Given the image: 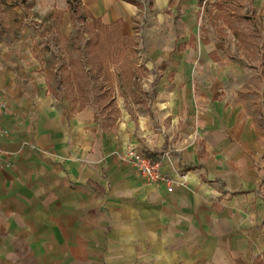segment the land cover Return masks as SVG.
I'll use <instances>...</instances> for the list:
<instances>
[{
    "label": "crops",
    "instance_id": "1",
    "mask_svg": "<svg viewBox=\"0 0 264 264\" xmlns=\"http://www.w3.org/2000/svg\"><path fill=\"white\" fill-rule=\"evenodd\" d=\"M81 1L102 23H113L109 31L133 36L119 37V53L90 71L105 78L97 92L107 88L109 103L106 95L89 94L77 109L62 92L55 97L46 89L47 64L28 48L0 49L4 264H252L264 247V20L253 19L264 12V0H237L239 8H218L214 0L207 8L197 0H148L147 8ZM31 6L32 18L62 10L55 27L53 20L59 35L74 28L65 0ZM140 12L151 13L157 31L146 40L149 27L140 28L142 68L154 76L153 129L132 127L116 102L125 96L126 65L134 72L129 82L140 71L138 62H117L124 46L136 43ZM69 55L62 57L75 68ZM100 101L98 118L107 126L114 121L112 128L97 126L88 104ZM103 107L112 118H101ZM127 146L153 156L172 189L146 182L130 164L133 174L122 180ZM100 220L110 228H94Z\"/></svg>",
    "mask_w": 264,
    "mask_h": 264
},
{
    "label": "rangeland",
    "instance_id": "2",
    "mask_svg": "<svg viewBox=\"0 0 264 264\" xmlns=\"http://www.w3.org/2000/svg\"><path fill=\"white\" fill-rule=\"evenodd\" d=\"M11 0H7V3H0V40L3 42L0 44V49H6L7 52L10 53H18V54H27L26 49L28 48L31 54H34L36 56L37 60H41L39 64L42 65H54L56 63L57 57L60 58L65 55L68 56L70 60L72 59V64L79 66V62L76 60L79 56L78 52L83 51L85 49V40L88 38L89 32L87 29H84L79 23H77L78 29L72 28L71 31L67 34L68 38L63 39L62 37L59 36L58 30H56L53 27V17H52V12H48L44 14L43 16H39L38 18H32V14L30 13V9L27 8H32L26 7L27 2H31L33 0H25L24 2H20L19 4H16L14 6H10L8 3ZM139 1V0H138ZM1 2V0H0ZM140 7L141 8H147L148 6V0H140ZM214 2L218 5V8H239L241 5L237 3V0H214ZM209 3L208 0H205L204 5L202 8H207V4ZM201 7V2L199 3ZM8 8H12L18 18V22H13L11 21V15L8 13ZM246 8H254V7H246ZM262 8V7H261ZM143 14V15H142ZM148 13L147 12H140V15L138 19L135 22V25L137 27V38H136V43L133 46L127 47L124 46L125 49L121 50L120 54L117 57V62H138L140 63L139 66H137L140 71L136 73L134 79H130L127 77V74L124 73L122 76V81H123V90L125 92L124 99L122 97H116V102L117 105L120 108H122L126 113L127 117L130 120L131 126L134 128H138L139 126H144L146 128H151L153 129L156 127L154 122L152 120H148L149 116L151 115L150 109H149V101L152 97V78L153 72H151V69H143L145 62V57H144V51L142 47V33H143V28L146 26L149 27L148 29L145 28L146 34L144 35L146 40L152 39L157 31H153L152 29V24H153V18H151V13H149V17H147ZM177 16H178V11L177 13L173 16V26H174V32H177ZM254 16V15H253ZM260 18H253L258 22L259 20H264V12L261 13ZM147 17V18H146ZM44 21V22H43ZM141 21V22H140ZM259 23V22H258ZM142 28V30H140ZM111 29L112 31L115 30ZM151 30V32H150ZM250 31H252V35L255 34L258 29L256 27H251ZM262 33H264V30H262ZM75 34V37L72 38L71 35ZM23 36V39L25 40H20V37ZM26 43L27 46H25L22 43ZM26 47V49L24 48ZM88 64L84 62V66ZM115 65V64H114ZM112 65V66H114ZM147 66V65H146ZM75 67V68H76ZM123 70V69H122ZM129 82V83H128ZM128 83V84H127ZM130 84V86H129ZM94 103V104H93ZM92 104H88L92 107L94 115L96 117V122L97 126L100 128H112L113 123L109 126L104 125L105 122H109L106 118H112L111 116L114 114V111L111 109L109 110L108 108L103 107L101 110V118L103 120L107 121H102L100 122V119L98 118V111L101 101L100 102H93ZM98 106V107H97ZM127 107L128 111L125 110ZM125 113V114H126ZM112 114V115H111ZM120 117V114H119ZM131 147V146H130ZM133 148V147H132ZM121 160L125 164V172L124 176H122V180H126L127 176H130L133 174L130 172V167L132 166L129 161L126 159L122 158V155H120ZM127 164H130L131 166L129 167ZM133 167V166H132ZM134 168V167H133ZM135 170V168H134ZM136 171V170H135ZM138 173V171H136ZM135 174V173H134ZM139 175V174H137ZM146 182H151L148 181L144 176L140 175ZM111 180H109V188L108 191L111 192L114 197L117 194V188H113V185L116 183H112ZM93 191L97 193H101L100 191L93 189ZM131 195V194H130ZM100 227L102 231H106L110 228V224H104L102 220L100 221H94V228ZM264 248V247H263ZM262 248V249H263ZM262 250L256 254L252 258V264L254 263L253 260L256 258H261L262 256ZM68 262H64L63 264H67ZM0 264H4L3 260V254L0 255ZM28 264V263H26ZM32 264V263H30Z\"/></svg>",
    "mask_w": 264,
    "mask_h": 264
},
{
    "label": "trees",
    "instance_id": "3",
    "mask_svg": "<svg viewBox=\"0 0 264 264\" xmlns=\"http://www.w3.org/2000/svg\"><path fill=\"white\" fill-rule=\"evenodd\" d=\"M25 0H11L8 4L12 7L20 2ZM140 6L138 0H126ZM197 2H201L197 0ZM0 3H7V0H1ZM66 9L69 11L70 19L72 25L78 29L77 23H79L84 29H87L89 32L88 38L85 40V49L79 51L78 57L79 65L78 68L70 67L67 59L62 57L60 60L56 61L54 65H46L45 68V83L46 89L55 97L59 96V93L62 92L65 97H67L70 103L73 105L77 102V109L81 108L86 100L89 98V94L96 99L102 97H109L111 101L112 97L108 93L107 88H103L102 91L97 92L100 87H103V79L97 80L96 74L91 73V69L96 66L98 69L102 64H106L108 57H112L119 53L120 51V39L131 40L133 36L126 34H120L117 31H109V28L112 24L102 23L99 17H95L88 10V8L82 3L81 0H65ZM26 7L31 6V2H27ZM3 9V8H0ZM8 13L11 15V21L18 22L17 14L12 8H8ZM61 9L52 10V17L54 20V27L59 22V16L61 14ZM115 25L117 26L118 21L116 20ZM134 30L136 27L134 26ZM63 39H67L68 36L59 35ZM72 38L75 37V34L71 35ZM120 37V39H119ZM129 38V39H128ZM82 57L85 60H82ZM89 64L87 69H84V62ZM111 61V60H110ZM107 69V67H105ZM126 72L131 78L134 77V72L132 65H126ZM77 70V71H76ZM105 77V76H104ZM64 86V88H61ZM94 92H91V90ZM106 95V96H105ZM151 159L153 156L149 155ZM87 183L90 184L92 189H96L102 192V187L96 182L88 179ZM261 258H256L253 260V264H264V248L262 249Z\"/></svg>",
    "mask_w": 264,
    "mask_h": 264
},
{
    "label": "built area",
    "instance_id": "4",
    "mask_svg": "<svg viewBox=\"0 0 264 264\" xmlns=\"http://www.w3.org/2000/svg\"><path fill=\"white\" fill-rule=\"evenodd\" d=\"M205 0H201V7L204 5ZM0 107V112H1ZM3 150L0 146V154ZM122 158L126 159L131 163L136 171L142 176H144L148 181L151 182H164L166 184V189L171 190V180L170 178L159 168L157 160L151 159L146 153L135 150L134 148L127 146L122 151Z\"/></svg>",
    "mask_w": 264,
    "mask_h": 264
}]
</instances>
